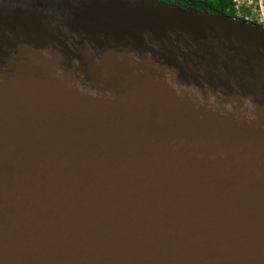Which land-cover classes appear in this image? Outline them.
<instances>
[{"label":"water","instance_id":"water-1","mask_svg":"<svg viewBox=\"0 0 264 264\" xmlns=\"http://www.w3.org/2000/svg\"><path fill=\"white\" fill-rule=\"evenodd\" d=\"M0 264H264V29L0 0Z\"/></svg>","mask_w":264,"mask_h":264},{"label":"trees","instance_id":"trees-1","mask_svg":"<svg viewBox=\"0 0 264 264\" xmlns=\"http://www.w3.org/2000/svg\"><path fill=\"white\" fill-rule=\"evenodd\" d=\"M174 4L182 9L194 8L197 11H204L210 15L227 17L229 19H237L243 22H248L246 17L250 15L249 8L236 7L234 0H159ZM241 11L242 16L238 17L237 13ZM251 24L257 25L256 20L253 19Z\"/></svg>","mask_w":264,"mask_h":264},{"label":"rangeland","instance_id":"rangeland-1","mask_svg":"<svg viewBox=\"0 0 264 264\" xmlns=\"http://www.w3.org/2000/svg\"><path fill=\"white\" fill-rule=\"evenodd\" d=\"M236 7L241 10V8H249L250 15L245 19L248 22H252L253 19L256 20L257 25L264 29V0H234ZM238 17L242 16L241 11L237 13Z\"/></svg>","mask_w":264,"mask_h":264}]
</instances>
